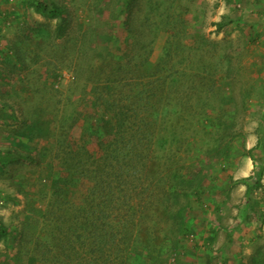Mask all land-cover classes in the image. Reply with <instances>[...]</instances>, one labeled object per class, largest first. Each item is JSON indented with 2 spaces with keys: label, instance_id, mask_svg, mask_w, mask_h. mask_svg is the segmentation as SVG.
<instances>
[{
  "label": "rangeland",
  "instance_id": "374dc122",
  "mask_svg": "<svg viewBox=\"0 0 264 264\" xmlns=\"http://www.w3.org/2000/svg\"><path fill=\"white\" fill-rule=\"evenodd\" d=\"M38 1L0 0V152L20 156L0 158V264H109L87 245L60 252L91 204L52 182L87 173L96 106L135 141L104 206L134 263L264 264V0H44L61 28ZM34 121L50 138L25 147ZM70 140L75 152L58 143Z\"/></svg>",
  "mask_w": 264,
  "mask_h": 264
},
{
  "label": "trees",
  "instance_id": "16d2710c",
  "mask_svg": "<svg viewBox=\"0 0 264 264\" xmlns=\"http://www.w3.org/2000/svg\"><path fill=\"white\" fill-rule=\"evenodd\" d=\"M127 1L128 0H124V2ZM38 2L39 3L36 7V10L38 12L48 11L51 16L58 17L61 22L59 25L61 28L64 22L66 21L62 8L54 4L49 5L44 0H39ZM113 108L112 106H96L95 109H102L103 112L101 116H97L95 118V121L94 119H91L92 117L89 116L85 117L83 119L84 121H82V134L87 144L86 146H82V148L80 149H84L87 147V145H92V143H96L99 147V150H97L98 153L96 155L88 153V159L91 160V163L88 164L89 168H87V173H85L84 176H73L72 174V176H70V174H66L65 176L63 173L57 175L56 172L52 176V182L54 183L53 187L55 189V196H58L57 198H62V196L66 194H68L66 196H70L71 194L72 197L76 196V198H81V196H83V199L79 198L78 200H74L73 204L84 208V211L85 208L91 204V209L89 208L88 212H86V215L89 216H80L78 217V219H76V229H83V231H81L76 236V238L72 239L68 237L65 232H62L63 236L61 235L59 239V243L62 244V247H60V252H64L65 248H67L68 245L82 244L87 245L91 248L90 255L94 254V256L97 255L102 257L103 259L106 258V261L109 264H114L116 262H119V264H136L133 260L141 261V257H139L137 252L133 251V248H131V245L129 243H125L126 239H124V237H121V239L119 238L120 234L118 235V233L114 231V227H110V225H107L110 224L108 218L109 216H111V213L108 214V212L104 209L105 207L108 209V207H110V205L112 204H118V199L114 200L111 198L116 194L115 191H113V188L116 189V192L121 191L120 186H111L112 182L116 181V179H108V177H106V174L112 175V172L116 173V164H120L121 167L119 168L123 169V162L120 163L123 159L120 156L124 154L123 150L131 148L133 149L135 145V141L133 139L124 140V138H126L127 136L123 134L122 125L125 123L121 124ZM0 111L2 116L6 115V113H4L2 109H0ZM48 122L34 121L29 123L19 133V136L22 139H25L26 141H23L22 139H16L17 142L25 147H31L35 145V143L42 137L47 138V140H49L50 136H48V134L50 130V124ZM138 128L140 129V126H138ZM137 130L133 131L137 132ZM58 143H60V148L62 150L74 149V143H72L71 140L69 141V143L66 144L64 141ZM79 146L81 147L80 144ZM75 150H73V152H75ZM19 157L20 156L17 154L0 152V158H5L6 160H15ZM71 160L74 161L75 157H72ZM73 165L75 166V164L70 163V169H72ZM191 184L192 181L189 185L191 186ZM179 192H176L175 195H180L181 193ZM100 194H102V196L109 195L110 198L107 197V199H102L100 203L94 204V202L96 201L95 199H98ZM89 199H91V202H88ZM61 200L62 199H56V202L63 204V202H60ZM131 204L132 203H130L131 208L135 207L134 204ZM94 205L99 206L93 209L92 207H94ZM46 218L49 220L50 217L46 216ZM82 220H84V223L80 224ZM106 227L112 228L113 230L109 232L108 230H106ZM182 227L185 226L183 225ZM7 230L8 229L5 226L0 225V233H6ZM104 231L105 233H102ZM120 243L123 245L126 244L128 250L127 254L119 255L118 252L115 251V249L119 248ZM129 259L131 263L129 262ZM36 263L37 257L32 256L30 258V264ZM95 263H97V261H93L91 264Z\"/></svg>",
  "mask_w": 264,
  "mask_h": 264
}]
</instances>
